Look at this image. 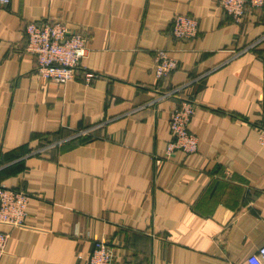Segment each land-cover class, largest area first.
Instances as JSON below:
<instances>
[{"label": "crops", "instance_id": "1", "mask_svg": "<svg viewBox=\"0 0 264 264\" xmlns=\"http://www.w3.org/2000/svg\"><path fill=\"white\" fill-rule=\"evenodd\" d=\"M178 15L198 19L196 39L173 38ZM53 19L88 38L65 85L41 79L27 52V24ZM163 49L179 66L158 80ZM185 101L198 150L165 159L170 111ZM263 102L264 6L237 24L218 0H11L0 184L31 199L22 226L0 223V264H86L98 240L115 264H264Z\"/></svg>", "mask_w": 264, "mask_h": 264}, {"label": "built area", "instance_id": "2", "mask_svg": "<svg viewBox=\"0 0 264 264\" xmlns=\"http://www.w3.org/2000/svg\"><path fill=\"white\" fill-rule=\"evenodd\" d=\"M11 0H0V11L7 8ZM220 8L239 24L247 17L249 10L264 6V0H218ZM199 34V21L196 17L178 15L173 19L171 35L176 40H194ZM28 37L27 52L36 60V71L43 80H51L65 85L75 79L76 70L88 52V38L82 33H74L62 19L30 22L26 26ZM178 61L167 50L156 51L154 57V75L158 80L167 77L178 69ZM97 74L87 72L86 83L90 84ZM164 97H168L165 95ZM197 106L185 101L170 111L169 127L171 138L167 143L165 159L176 152L186 154L197 152L198 137L192 133V122ZM264 116V104H263ZM264 119V117H263ZM264 121V120H263ZM259 130V144L264 146V122ZM163 161L157 158V164ZM31 195L24 190L9 188L0 184V223L10 227H20L25 223ZM8 234L0 231V260L6 251ZM258 257L264 263V245L258 250ZM86 264H115V253L103 240L95 241L91 256ZM242 264H257L249 260Z\"/></svg>", "mask_w": 264, "mask_h": 264}, {"label": "rangeland", "instance_id": "3", "mask_svg": "<svg viewBox=\"0 0 264 264\" xmlns=\"http://www.w3.org/2000/svg\"><path fill=\"white\" fill-rule=\"evenodd\" d=\"M263 104H264V102H263ZM264 117V116H263ZM264 120V119H263ZM264 122V121H263ZM263 124V123H262ZM261 126H263V125H261Z\"/></svg>", "mask_w": 264, "mask_h": 264}]
</instances>
